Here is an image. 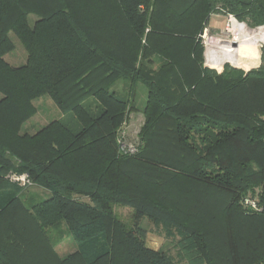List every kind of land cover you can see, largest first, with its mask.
<instances>
[{
	"label": "trees",
	"instance_id": "trees-1",
	"mask_svg": "<svg viewBox=\"0 0 264 264\" xmlns=\"http://www.w3.org/2000/svg\"><path fill=\"white\" fill-rule=\"evenodd\" d=\"M215 13L264 27V0H0V264H177L148 246L144 218L175 228L202 264H264V51L249 72L206 67ZM121 77L125 97L110 90ZM43 97L64 117L29 130ZM133 114L144 122L130 153ZM13 173L51 195L25 206L5 191ZM58 226L77 243L62 258L39 252Z\"/></svg>",
	"mask_w": 264,
	"mask_h": 264
},
{
	"label": "rangeland",
	"instance_id": "rangeland-1",
	"mask_svg": "<svg viewBox=\"0 0 264 264\" xmlns=\"http://www.w3.org/2000/svg\"><path fill=\"white\" fill-rule=\"evenodd\" d=\"M235 18L232 15H226L222 13H215L212 15L210 22L206 26L204 33L202 35L203 45L205 47V66L214 69L218 72H222L225 65H229L236 69H241L232 65L231 63H224L221 70H217L211 64L212 58H219L222 56L226 49L225 45H232V43L238 42L241 44L243 42L241 35L233 36L229 29H231L232 21ZM36 17L32 15L30 17L31 24L34 23ZM236 20V19H235ZM240 25L244 24L246 32H258L260 28H251L247 26L245 23L239 22ZM243 31L242 34H246ZM13 41L16 44L15 50L5 56L8 63L13 66H20L26 62L27 55L24 52L23 46L19 43L17 39H15V35L11 34ZM236 39V40H235ZM219 42V43H218ZM227 43V44H226ZM225 46V47H224ZM260 60L257 65H254L250 70L259 69L263 65V51L264 44L258 45ZM245 72L244 69H241ZM128 82L123 77L116 80L110 87V90L116 92L119 96L125 97L128 94ZM147 89L142 86V84H137L134 90V98L136 106L140 109H143L147 99ZM2 95L0 94V97ZM35 106L37 107V114H35L31 120L28 122L27 129L36 130L37 128H41L45 126L47 123L53 120H59L64 117L61 111L57 108V106L52 102L49 97H43L35 101ZM143 124V118L140 114H133L130 117V120L123 126V130L121 132L122 141L127 146H136L138 142V134ZM14 175L16 173H13ZM9 193L11 195L17 196L24 203L25 206L29 207L33 204L37 203L42 199L48 198L51 194L48 190L36 186L35 184L30 187H24L14 182L12 179H8L6 184ZM4 193V192H2ZM115 217L125 223L127 226H131L133 224V209L129 207H124L121 205H117L114 207ZM142 226L146 228L147 235V244L149 247L162 250L167 252L173 260L177 264H202L201 258L199 254H197L194 249L187 246L185 240H183L182 236L179 235L178 231L168 225H165L161 222L155 221L150 218H144L142 220ZM33 225V224H32ZM46 233L45 241L41 243L39 242V252L42 254L46 253L48 249L52 250L58 258H62L65 256H69V254L73 253L77 249V243L67 232L65 226L51 227L44 231ZM42 247V248H41Z\"/></svg>",
	"mask_w": 264,
	"mask_h": 264
},
{
	"label": "bare ground",
	"instance_id": "bare-ground-1",
	"mask_svg": "<svg viewBox=\"0 0 264 264\" xmlns=\"http://www.w3.org/2000/svg\"><path fill=\"white\" fill-rule=\"evenodd\" d=\"M244 28V24L240 25L235 19L232 21L229 32H231L233 36L241 35L243 42L240 44L239 41L237 47H234L233 43L232 45H225L228 47L225 53L219 56V58L211 59L212 66L217 70H221L223 64L228 62L236 67L249 71L259 62L260 53L258 45L264 44V28H260L258 32H246V30H243ZM242 31L244 33L246 32V34H242Z\"/></svg>",
	"mask_w": 264,
	"mask_h": 264
},
{
	"label": "built area",
	"instance_id": "built-area-1",
	"mask_svg": "<svg viewBox=\"0 0 264 264\" xmlns=\"http://www.w3.org/2000/svg\"><path fill=\"white\" fill-rule=\"evenodd\" d=\"M123 150L130 152V153H134L136 150V146H127V145H123ZM8 179H12L14 182L18 183L19 185H22L24 187H30L33 185V183L30 181V178L27 174H11ZM245 206L252 208L253 210H258L259 207L257 205V203L255 201H252L251 199H246L245 200Z\"/></svg>",
	"mask_w": 264,
	"mask_h": 264
},
{
	"label": "water",
	"instance_id": "water-1",
	"mask_svg": "<svg viewBox=\"0 0 264 264\" xmlns=\"http://www.w3.org/2000/svg\"><path fill=\"white\" fill-rule=\"evenodd\" d=\"M233 46H234V47H237V43H233Z\"/></svg>",
	"mask_w": 264,
	"mask_h": 264
},
{
	"label": "crops",
	"instance_id": "crops-1",
	"mask_svg": "<svg viewBox=\"0 0 264 264\" xmlns=\"http://www.w3.org/2000/svg\"><path fill=\"white\" fill-rule=\"evenodd\" d=\"M143 122H144V119H143ZM154 249V248H153ZM155 250H157V249H155Z\"/></svg>",
	"mask_w": 264,
	"mask_h": 264
}]
</instances>
